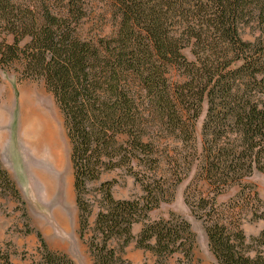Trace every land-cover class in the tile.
Listing matches in <instances>:
<instances>
[{
  "label": "trees",
  "instance_id": "obj_1",
  "mask_svg": "<svg viewBox=\"0 0 264 264\" xmlns=\"http://www.w3.org/2000/svg\"><path fill=\"white\" fill-rule=\"evenodd\" d=\"M101 1L118 30L94 41L81 36L91 0H0V75L19 66L20 81L42 80L54 95L72 146L80 237L94 263L131 264L125 249L143 223L136 244L153 264H196L188 221L175 214L149 221L196 166L209 194L189 187L185 202L204 222L217 264H264V231L248 246L239 226L221 222L216 200L264 174V35H241L254 25L263 32L264 0ZM174 70L182 81H171ZM120 169L143 195L116 199V182L106 181L92 199L89 185ZM0 187L21 199L1 161ZM39 239L40 264H75Z\"/></svg>",
  "mask_w": 264,
  "mask_h": 264
},
{
  "label": "rangeland",
  "instance_id": "obj_2",
  "mask_svg": "<svg viewBox=\"0 0 264 264\" xmlns=\"http://www.w3.org/2000/svg\"><path fill=\"white\" fill-rule=\"evenodd\" d=\"M90 4L88 16L82 25V38L96 41L115 34L118 23L111 16L106 3L101 0H91ZM262 34L264 35V30L261 32L256 25L244 27L241 30L243 39L247 41H254ZM7 39L8 42L13 41L12 37ZM1 40L0 37V42ZM184 54L189 60H194L189 49L185 50ZM19 69V66H14L0 75V127L5 128L8 123L5 130L0 129V136L2 132H6L9 136V141L1 155L3 158L7 157L8 160L11 158V161L16 162L15 177L18 179L16 182L1 164L10 175L21 197L18 200L9 191L6 192L0 187V264H40L42 253L39 235L52 252L68 255L75 264H95L86 239L83 240L80 237L72 146L65 127L64 115L45 82L42 80L20 81ZM170 77L174 83L182 81L178 70L172 71ZM21 98L33 100L51 124L60 146L59 168L50 160L47 148L37 155L38 150L35 145L27 141L26 127L22 120L24 105L21 103ZM207 108V102H205L203 113L197 122L198 150L202 147V127ZM12 143H14V152L9 155V147ZM34 148L35 151L37 150L36 153ZM23 153L29 167V174L25 169ZM38 167L45 172V194L38 192V181L31 175L30 169ZM169 168L164 166L161 172L166 177H168ZM27 175L31 178H27ZM196 175L197 170L194 166L188 178L176 187L174 196L149 214V221L166 220L171 214L182 217L191 224L196 235L195 263L217 264L209 248L204 222L192 214L185 202V194L189 187L198 186L200 191L206 195L209 194L208 186L200 182ZM106 181L116 182L113 188L116 199L128 200L143 195L142 188L135 178L126 169H120L105 173L99 182L89 185L92 199L97 196L96 190L100 184ZM245 183L249 187L246 191H242L239 186H234L217 196L216 200L221 222L230 227L239 226L247 238V245L252 247L253 240L264 231V174L256 172ZM249 192L252 197H248ZM254 192L257 193L256 199L253 196ZM97 214L98 209L95 207L90 220L92 227ZM142 229L143 223L135 225L133 229L135 240L125 249L124 257L131 264L154 263L152 254L137 247L136 240ZM251 255L254 256L255 253L252 251ZM172 263L175 264L176 260Z\"/></svg>",
  "mask_w": 264,
  "mask_h": 264
},
{
  "label": "bare ground",
  "instance_id": "obj_3",
  "mask_svg": "<svg viewBox=\"0 0 264 264\" xmlns=\"http://www.w3.org/2000/svg\"><path fill=\"white\" fill-rule=\"evenodd\" d=\"M24 105L23 124L26 127V138L35 145L40 152L49 150V158L60 167V146L51 124L46 120L45 114L29 98H21ZM24 130V129H23ZM44 153V152H43Z\"/></svg>",
  "mask_w": 264,
  "mask_h": 264
},
{
  "label": "crops",
  "instance_id": "obj_4",
  "mask_svg": "<svg viewBox=\"0 0 264 264\" xmlns=\"http://www.w3.org/2000/svg\"><path fill=\"white\" fill-rule=\"evenodd\" d=\"M1 125V124H0ZM8 127V123L6 125L5 128H1V130H5L6 128ZM9 141V136L6 132H2L1 136H0V156H1V163L5 166V168L9 171V173L13 176V179H15V182L18 180L17 177H15V171H16V162L15 161H11V158L10 160H8V158H3V156L1 155V153L4 151V147L5 145L8 143ZM14 149V143H12L9 147V155H12V153L14 152L13 151ZM34 151H35V148H34ZM37 152V150L35 151V153ZM40 151H38L37 155H40ZM23 162L25 163V169H27V171L29 170V167L27 166V163H26V157L23 153ZM35 156V155H34ZM39 161H42L41 159L38 158ZM26 171V173H27ZM31 171V175H33V177H35L34 179L38 181L37 183V188H38V192L39 193H44L45 194V172H43L41 170L40 167H38L37 169H34V168H31L30 169ZM29 174V171L28 173ZM27 178H31L29 175H27ZM30 185V184H28ZM40 190H43L42 192H40ZM32 191H35V189ZM43 234H45V232H43Z\"/></svg>",
  "mask_w": 264,
  "mask_h": 264
}]
</instances>
